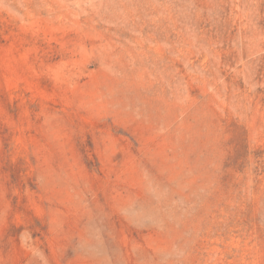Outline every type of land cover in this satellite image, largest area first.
<instances>
[{"label": "rangeland", "instance_id": "1", "mask_svg": "<svg viewBox=\"0 0 264 264\" xmlns=\"http://www.w3.org/2000/svg\"><path fill=\"white\" fill-rule=\"evenodd\" d=\"M0 264H264V0H0Z\"/></svg>", "mask_w": 264, "mask_h": 264}]
</instances>
